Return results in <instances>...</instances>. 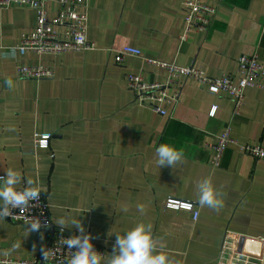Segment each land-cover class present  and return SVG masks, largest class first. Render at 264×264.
<instances>
[{
    "label": "crops",
    "instance_id": "obj_1",
    "mask_svg": "<svg viewBox=\"0 0 264 264\" xmlns=\"http://www.w3.org/2000/svg\"><path fill=\"white\" fill-rule=\"evenodd\" d=\"M183 1L82 0L96 49L17 58L2 53L34 29L36 11L0 8V176L15 168L17 188L28 179L37 183L52 222L31 232L0 217V257L30 259L58 232L76 233L71 222L80 220L106 250L101 264H108L116 234L139 222L150 227L171 264H264V160L229 146L213 168L207 146L229 123L240 142L264 145V86L246 89L234 115L228 94L184 79L172 89L175 105L160 115L138 104L123 79L132 72L164 80L165 69L146 59L193 65L215 78L235 73L241 55L264 61V0H204L217 7L211 29H191L181 41ZM59 8V0H49V17ZM122 46L139 48L143 56L119 65L114 50ZM19 63L45 64L54 72L19 79ZM37 133L52 134L48 148L35 146ZM161 143L183 150L174 166L155 164ZM206 178L218 191L217 208L198 202L197 185ZM168 198L194 203L198 218L167 205ZM13 243L19 247L5 255Z\"/></svg>",
    "mask_w": 264,
    "mask_h": 264
},
{
    "label": "built area",
    "instance_id": "obj_2",
    "mask_svg": "<svg viewBox=\"0 0 264 264\" xmlns=\"http://www.w3.org/2000/svg\"><path fill=\"white\" fill-rule=\"evenodd\" d=\"M49 0H0V8L20 5L36 11L37 22L34 29L23 33L15 45L6 48L2 57L17 58L27 53L37 54H62L70 51H86L97 48L95 42L87 37V14L82 10V0H59L60 8L53 17H49L46 5ZM184 19L186 28L181 41L187 39L191 29L207 33L215 19L217 7L204 0H184ZM115 61L121 65L128 56H143L141 49L132 46H122L114 50ZM147 63L161 66L165 69V79L162 81H146L141 73H126L123 76L128 89L134 92L136 102L149 107L160 115L168 114L167 107L175 105L178 92L172 90L182 80L190 79L194 83L205 85L211 92H224L234 101L233 114L240 113L245 102V90L264 86V61H260L256 54L241 55L237 60V70L232 74H224L215 78L204 70L195 66H178L158 60L146 59ZM53 69L45 64L16 65V76L19 79H40L53 75ZM216 110L213 107L211 114ZM51 133L35 134V146L48 148ZM211 149L210 165L213 168L221 166L223 156L229 146L239 148L243 153L255 159L264 160V145L242 143L234 135L231 124L216 136L215 140L207 145ZM22 189V188H19ZM167 205L177 209L190 211L193 219H197L199 211L195 204L176 198H168ZM9 222L23 224L30 228V224L40 221L39 230L51 227L50 207L45 194H41L25 207L10 209V215L5 217ZM47 227H44V225ZM77 235L73 232H58L46 244L44 250L30 258L18 259L15 257H0V264H67L74 254L75 249H69L63 241L69 236ZM99 254L104 257L106 250L94 243Z\"/></svg>",
    "mask_w": 264,
    "mask_h": 264
},
{
    "label": "clouds",
    "instance_id": "obj_3",
    "mask_svg": "<svg viewBox=\"0 0 264 264\" xmlns=\"http://www.w3.org/2000/svg\"><path fill=\"white\" fill-rule=\"evenodd\" d=\"M7 84L13 87L12 81H7ZM182 156V149H178L171 143H161L155 149V164L159 168L174 166L182 159ZM20 180V172L15 168L7 169L5 174L0 176V217H8L10 209L25 207L41 194L40 186L31 179L26 181V187L17 188ZM197 187L198 202L202 206L210 208L220 206L218 191L210 179L201 180ZM137 207L143 211V205ZM71 223L77 235L69 236L63 241L67 248L75 249L67 264H101L103 257L95 249L91 234L85 232V227L80 220H73ZM44 227L47 225L45 224ZM40 228V221L30 224L31 232ZM18 247V243H13L4 254L9 255ZM108 264H171V261L166 252L157 249L150 227L139 222L123 235L116 234Z\"/></svg>",
    "mask_w": 264,
    "mask_h": 264
}]
</instances>
